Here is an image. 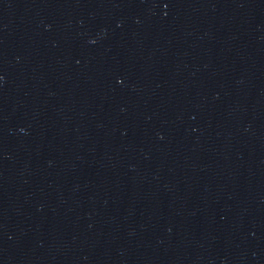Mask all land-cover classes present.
I'll return each instance as SVG.
<instances>
[{
	"label": "water",
	"instance_id": "95a60500",
	"mask_svg": "<svg viewBox=\"0 0 264 264\" xmlns=\"http://www.w3.org/2000/svg\"><path fill=\"white\" fill-rule=\"evenodd\" d=\"M0 264H264V0H0Z\"/></svg>",
	"mask_w": 264,
	"mask_h": 264
}]
</instances>
